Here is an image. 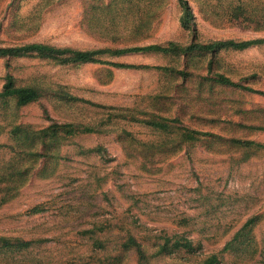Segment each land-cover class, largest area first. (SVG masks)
Wrapping results in <instances>:
<instances>
[{"label":"rangeland","instance_id":"obj_1","mask_svg":"<svg viewBox=\"0 0 264 264\" xmlns=\"http://www.w3.org/2000/svg\"><path fill=\"white\" fill-rule=\"evenodd\" d=\"M187 2L195 33L178 0H0L2 46L105 52L0 59V90L42 93L0 98V264H264V42L112 53L264 40V0ZM52 124L79 131L44 147Z\"/></svg>","mask_w":264,"mask_h":264},{"label":"trees","instance_id":"obj_2","mask_svg":"<svg viewBox=\"0 0 264 264\" xmlns=\"http://www.w3.org/2000/svg\"><path fill=\"white\" fill-rule=\"evenodd\" d=\"M178 4L182 10V17L180 19V25L183 29H190L192 33H195L194 24H193V13L191 10V6L188 4L187 0H178ZM264 40L261 41H236L233 39H224L221 41H212L208 43H197L190 42L189 44L181 47L174 43H169V47L160 46L156 44H150L146 47H134L127 49H119L115 50L112 53L116 56H123L126 54H139V53H147L148 51L161 52L164 54H170L175 51L180 50L181 53L186 56L192 52H207L212 55L219 53L224 50H236L241 51L248 49L256 44H263ZM105 52L101 50H81L74 49L68 47H55L52 45H48L45 43L31 42L23 45L16 46H2L0 45V59H4L7 61V65L9 61L17 58H32L39 57L42 59H47L49 61H53L61 66H69L71 64H87V63H100L99 57L103 55ZM116 68H125L123 64L111 63ZM183 74V73H182ZM216 81L221 83L223 86H234L238 87L250 92H253L247 86H244L240 83L233 82L228 77H224L223 75H216ZM41 91L37 88H24L17 87L15 85L14 77L10 73H6L4 77V83L0 90V98L6 100L13 99L15 100L17 106L25 107L27 105L33 104L38 101L41 97ZM155 126L164 128L165 126L161 123H154ZM59 127L57 124H52L49 128L51 130L50 134L43 133L42 141L44 143V147L47 145V139L51 138L54 140H58L60 136H63L65 139L74 135V133L78 132L79 129H74L71 125H64ZM70 130H67V129ZM77 128V127H75ZM85 132H89L90 129L86 128ZM64 132V134H62ZM196 134L197 132H192ZM41 141V142H42ZM131 242L135 243L134 239L131 238ZM166 247V245H165ZM187 250L191 251L190 243L187 244ZM163 249V248H162ZM161 249V250H162ZM212 261H209L207 264H212Z\"/></svg>","mask_w":264,"mask_h":264}]
</instances>
